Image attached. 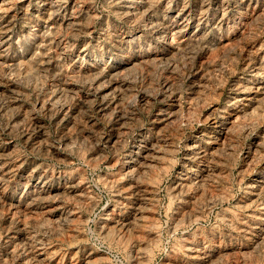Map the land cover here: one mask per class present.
Instances as JSON below:
<instances>
[{
  "label": "rangeland",
  "instance_id": "obj_1",
  "mask_svg": "<svg viewBox=\"0 0 264 264\" xmlns=\"http://www.w3.org/2000/svg\"><path fill=\"white\" fill-rule=\"evenodd\" d=\"M0 264H264V0H0Z\"/></svg>",
  "mask_w": 264,
  "mask_h": 264
},
{
  "label": "bare ground",
  "instance_id": "obj_2",
  "mask_svg": "<svg viewBox=\"0 0 264 264\" xmlns=\"http://www.w3.org/2000/svg\"><path fill=\"white\" fill-rule=\"evenodd\" d=\"M53 1V0H52ZM148 0H141L142 3L147 2ZM203 1V0H202ZM51 3V1H49ZM73 3V1H72ZM151 3V2H150ZM207 3V2H206ZM49 4V3H48ZM56 4V3H55ZM148 4V3H147ZM204 4V3H203ZM53 5V4H52ZM61 5V4H60ZM205 5V4H204ZM45 6V5H44ZM50 6V5H49ZM59 6V5H58ZM46 7V6H45ZM54 7V6H53ZM146 7V6H145ZM11 8V7H10ZM47 8V7H46ZM49 8V7H48ZM51 8V7H50ZM150 8V7H149ZM56 10V9H55ZM63 10V9H62ZM125 11V10H124ZM139 15V14H138ZM148 26V25H147ZM159 36V35H158Z\"/></svg>",
  "mask_w": 264,
  "mask_h": 264
}]
</instances>
